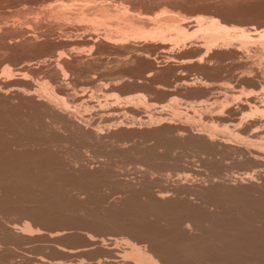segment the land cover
<instances>
[{"label": "bare ground", "instance_id": "obj_1", "mask_svg": "<svg viewBox=\"0 0 264 264\" xmlns=\"http://www.w3.org/2000/svg\"><path fill=\"white\" fill-rule=\"evenodd\" d=\"M97 5H95V6H97ZM62 6H64V5H62ZM99 7L100 6H98L96 8H99ZM96 8L95 9L93 8L94 12H95V10L97 11ZM101 8H99L98 11H100ZM82 9H84V8H82ZM85 9L87 10V8H85ZM85 9H84V11H85ZM91 9H92V6H91ZM91 9H89V11H85V12L86 13L87 12L90 13V11H92ZM40 11H42V10H40ZM60 11H58V12H60ZM78 12H80V11H78ZM106 13H108V12L105 11V14ZM260 13H262V12H260ZM84 14L85 13L83 12L82 13V17L84 16ZM98 14H99V12H98ZM60 15H63V14H60ZM90 15H92V14L90 13ZM90 15L85 14L84 17H87V16L89 17ZM101 16H103V15H101ZM49 17H51V16H49ZM54 17H56V16H54ZM77 18H80V17L78 16ZM170 18H171V16H170ZM173 18H175V17H173ZM173 18H172V21H173ZM128 19L131 21V17L128 18ZM134 19H135V17H134ZM169 20L171 21V19H169ZM137 21H139V22H137ZM167 21H168V19L164 22V24H167V26L165 25L166 27H163L164 25L163 26L162 25L158 26L159 23L158 24L156 23L157 27L154 28V26H153V28H154V29L152 28L153 30H151L149 32L146 31L145 33L148 35V37L150 35L152 37L155 36V38H157V36L160 38L161 36H159V35L163 36L166 33L165 31L172 30L171 31V33H172L173 30H174L175 36L174 35L173 36L174 37L178 36L179 39L180 38H184L185 39V37L189 36L188 33L191 34V35L196 33V31H193L194 33H190V32L187 31V29L185 30L184 28L186 26L184 28H182L183 26L180 27V25L179 26L175 25V23H173L175 20L173 22H169L168 21L169 23ZM177 21L179 22L180 20H177ZM177 21H175V22L177 23ZM135 22H137V24L136 23H134V24L140 26L138 29L133 30L131 28L133 26H131V27L129 26L130 29L127 30L128 29L127 28L126 30H124V32L128 31L127 33H129L130 30H131V31L135 32V35L132 34L131 36L138 35V37H136V38H139V36H141V35L143 36V34H145L144 33V29L145 28L142 27L143 31L141 29V25L143 26L144 23H141L140 20H136V19H135ZM195 23H197L196 24L197 28L195 30H197V32L201 33V36L203 38V42H205L206 45L207 44H209L210 46L211 45L212 46L216 45V43L218 41H220L221 39L224 40V41L226 40L227 42L228 41L231 42L232 38L233 39H235V38H239L240 39L241 38L240 41L243 40L244 42H246V44H248V43L251 44V43H254V42L258 43L259 42V43H261V45L264 46V27H262V26L261 27L263 29L255 28V26H253L252 28L250 27V29H248V28H244V29L235 28V29H232L233 27L224 26L220 22H218L216 19H213V18L212 19L210 18L209 20H206L205 18L204 19L201 18V19H198ZM139 24H141V25H139ZM154 25H155V23H154ZM145 26H146V24H145ZM121 27H123V26H121ZM258 27H260V26L258 25ZM129 34H127V35H129ZM165 36H166V34H165ZM152 37H151V39H153ZM145 38H147V37H145ZM164 38L165 37H163V39ZM167 38H170V37H167ZM218 39H220V40H218ZM140 40H141V38H140ZM109 41H107V42L109 43ZM227 42H225V43H227ZM110 43H112V42H110ZM221 43H223V42L221 41ZM241 43H242V41H241ZM117 44H119V43H117ZM227 44H229V43H227ZM115 45H116V43H115ZM243 45H245V43L242 44L241 46H243ZM225 48H227V47H225ZM245 55H246V52H245ZM247 55H248V53H247ZM259 55H261V57H260L261 59L260 60L262 61V59H264V52H260ZM144 56H146V55L144 54ZM49 58H50V61L49 60H46V61L52 62L51 61L52 57H49ZM244 58H245V56H243V60H244ZM46 59H47V57H46ZM246 59L248 60V58H246ZM43 61L46 62L45 59H43ZM125 62H126V60H125ZM52 63L54 64V60H53ZM58 63H56L57 65H59V66L56 65L57 69H56V67H55V69H52V70H55L56 72L55 71L53 72L52 70L51 71L53 73L50 72L51 75H53L55 73L54 75H55L56 79H55V77H53L54 76L53 75L52 76L53 78L50 76L51 77L50 78L51 82L46 80V81H48L51 84L53 83L52 80L55 79V81H56L57 78L58 79L60 78L58 75L61 76V78H60V82L61 83H64V82H66L68 80L66 78L67 77V74H66L65 79H67V80L64 79V82L61 81V79L64 78V77L62 78V75L64 76V73H65L64 70L65 69L63 68L64 70L62 69L61 72L62 73L64 72V73L60 74L61 72L59 70H61L60 67L63 64L62 63L58 64ZM248 63L251 64L250 62H248ZM243 64L246 65V63H243ZM28 67H29V65H28ZM35 69L36 68H34V70ZM201 69H203V68L201 67ZM217 69H220V67L219 68L217 67ZM248 69H250V67ZM6 70H8V69H6ZM24 70H25L24 68H22V69L20 68L17 71L22 73ZM211 70H212V67H211ZM9 71H10V69H9ZM9 71L5 72V75ZM25 71H24V73L28 74L27 68H26ZM257 71H259V70H257ZM255 72H256V69H255ZM2 73H4V72H2ZM20 73H18L20 75L19 76L20 78L18 77V74L16 73L17 74V78H19V79H21V74ZM24 73H22L24 75V77H25L24 78L22 76L24 78V80H22L23 82L25 81L26 76L27 77L29 76L27 74L25 75ZM33 73H35V72L33 71ZM253 73H254V71H253ZM10 74H13V73H10ZM249 74L246 75V76H248V77L251 76L252 72H251V75H249ZM148 75H150V74H148ZM241 75H242V73H241ZM262 75H264V74H262ZM262 75H260V76H261V79L263 81H260V82L255 79L256 75L252 76L254 78V80H252L253 78L252 79L248 78V79L251 82L252 81L253 82L254 81L259 82L258 85H259V87H261V84L264 83V77H262ZM7 76H10V75L7 74ZM13 76L14 75L11 76V79H8L9 77L7 78V80H12V82L6 81V79L5 80L3 79V81L0 80V104L1 105H3V104L5 105L6 104L8 107H11V108L22 107V105H23L24 110L26 109L25 107H27V109L28 108L31 109L30 110L31 116L28 119L29 121H26V123H24V121H22V119H20L23 123H21V124H17L16 123L15 124V123L12 122L14 120L13 118H15V117L14 116L13 117H7V116H9L7 114V116H6L7 118H10V119L12 118L13 119V120L11 119V120H7V121L8 122L11 121L14 124L13 125L14 127H16L17 129L20 128L22 130H21V132L19 134H16V135L13 133V137H11V138L9 137L10 139L5 138L6 136H4L5 135L4 133L3 134H1L2 132L0 133V147H1V150H0V230H2L4 228L3 225H5V228H7V231H5L6 229L4 231H2V232H4V234L0 235V238L2 239L1 236H3L4 242L8 243V245L6 243L7 247L8 246L12 247L11 245H14L18 241H19V243L23 242V241H20V240H22L21 238H23L24 236H25V239L28 237V240L27 239L25 240L23 238L25 240L24 244L28 245V241L31 240V239H29L30 236L33 237L32 233H34V237L33 238H35V236H36V238L39 237V238H37V239H39V241L36 238L32 240V242L34 240H37L36 241V244H37V242L38 243L40 242L41 238H45L46 231H48V235L51 238H52V236L53 237L54 236H56V237L58 236V239H60V238H63L61 235H63V232H66L68 228H71V230H72V228H77L79 226H85V228L87 226L88 229L87 228L86 229L89 230L88 233L91 232L90 231V230H92L91 228H94L92 233L95 230L96 231L95 233L102 232V234H103V236L101 234H98V235L96 234L98 240L93 238V236H87L86 237V239L89 241V242L87 241V244L89 243L88 244L89 246L88 245H86V246H88V247L91 246L90 247L91 249H92V246L96 247L95 246L96 244L99 245V247L101 249V246L103 244H105V241L103 240V238L105 236L104 235L105 232H107V234H108L106 236H109V237L111 235H113V237H114L115 234H116L115 237H117L119 235V233L121 232L120 235H122L124 238L120 236L121 240L120 239H118V240H119V242L120 241H122V242L124 241V244H125L126 247L124 246V244L123 245L122 244H117L118 241H117V239L115 237L114 238L110 237V239H108V240H110L111 242L110 241L107 242V240H106V242L108 243L106 245L109 246V243L112 244V242H113L116 245V247H115L116 250L113 249L112 254H111V250H112L111 248H114V247H112L113 244L110 245L111 248L110 247L108 248V249H110V252H109V250L107 252V247L108 246L107 247L105 246V248H106V252L107 253H110L111 255L114 256V258H113V256L108 254L114 260H115V255L114 254H117V252L119 250L121 252L122 249H123L124 250L122 252L123 254L122 253L120 254L118 252L119 254L116 255V259H118L117 258L118 255H122V259H121V256H119V258L122 260L123 264H264V198H261V196H258V198L260 197V199H252V197L250 199V198H247V196L245 195L246 199H241V197H243L244 195L241 196L240 193H237V194H240V196H241L240 197L241 202L233 203L234 202L233 199H234L235 196H233V194L231 192H229L230 191L229 189L231 188V185L228 184V186L230 185L229 186L230 188H228L229 191H227V190L226 191L231 193L232 196L230 194L229 195L231 197H233V199L230 197L231 200L228 197V200L231 201L232 204H230V202L229 203L226 202V200H224V198L221 201L223 202L224 207L226 205L225 203H228V204L232 205V207L229 206L228 204L227 205L230 208H228L226 206V209H224V208H222L223 205L222 206L220 205V207H219V204H222V202L217 198V195L220 198V197H224L223 195L225 193L220 192V194L222 196L221 195L219 196V194H216L218 192L217 189L219 191H223V190L219 189L220 186H221L220 188H222V185H220V186L218 185L219 186L218 188L217 187L215 188V186L212 185V181H213V184H215L214 183L215 181L213 179L215 177L216 178L219 177L220 176L219 174L222 173V172L221 173L218 172V175H219L218 176L217 175V171L215 169H214V171H216V172H214V175L211 173L212 174L211 177L213 179H212V181L210 183H211V186H213V187H211V186H209V187L214 188V191H215V195L214 196H216L217 200L215 198L214 199L215 201L214 200L210 201L209 198H211V197L214 198L212 193H209V191H207L205 189H204L205 191H202L203 188L202 189L200 188V190H199V189H197L198 188L197 186H195L194 188L197 187L196 190H198V193L199 192L200 193H202V192L205 193L207 191L208 193H206V195L210 194L212 196L208 197V199H204L203 198V197L207 198L206 195L203 196L202 198L198 197V199L199 198L201 199V203L202 204L200 205V204H198L196 202L198 205H194L195 203H193V205L195 207L193 205L192 206L189 205V204H192V199H193V197H191L192 195L191 196L189 195L190 198H191V200L189 199V201H191V203H188L187 197L184 196V194H187V192L190 194V192H192L193 189H194L193 188L194 185L192 186L189 183L191 181L190 177H192V175L189 176L190 172L191 171H196L193 168L194 164H195L194 162L202 164V168L208 167L211 162L212 163L216 162V164L217 163L219 164L221 159L220 158L217 159L216 156H219V155H222V154H225V153L221 152L222 154H220V153H218L219 151L217 149H224L225 148L224 150L227 152V151L231 150V149L228 150L227 145L229 144L228 146H232L233 144H235L234 143V142H236L235 140H234L233 144L229 143L230 140L225 141L228 144L224 143V141L223 142L222 141H216V139L214 138L215 135L213 136L212 135L213 132H211V130L213 128H215V127H212V126L210 127L211 130L209 128H207L209 126H205L207 128V130H206L205 127H204L205 129L204 128H200V130L202 129L201 130L202 132L200 131V133L198 134V132L196 131L197 135L194 134V135H196V136H194L193 135V131H192L194 129H189V127L191 126V124H190L191 121L190 122L187 121L188 120L187 119L188 118V114H186L187 116L184 117V119H185V121L187 123L190 124V126H188L189 124H187V128H188L187 131H189L188 133H190V135H189L190 138H186L185 136L183 137L182 133L185 132V131H183V130L180 131V129H182V128L184 129L186 127V122L184 123L185 124L184 127H180L179 128L180 132L178 131V129H177V131L174 130V129L167 131L166 130L167 127L169 128V126H167V127H165L166 128L165 129L166 132H163L166 136L165 135H163V136H165L167 138L169 137V139H172L171 140L172 142L168 139V141L170 143L166 142L169 145H168V147L166 146L167 150L164 149V150H166L167 153L166 152L163 153L164 151H162V153H160L161 148H162V146H161L162 144H158L159 142H156V141H158L160 138H163V136H161L162 132H161V134H160V132H158V133L156 132L158 134V136H160L157 139V135H155L156 133L153 134L154 133L153 131L156 130V129H154L152 127H156L157 124L160 122L159 120H161L162 121L161 123H163V122H165V120L167 118L166 119L164 118L165 120H162V118L158 119V117H157L156 119H158L159 122L158 123L157 122L153 123L154 122V118H150L152 116L148 115L149 119H146V121H145L144 118L147 115L146 114H145L146 116L143 115L144 112L141 114L140 111H143V110L140 109V111L138 112V108L134 107V109L135 108L137 109L136 110V114H134L135 111L133 109L134 113L131 112L129 115H133L134 114V116L135 115L138 116L140 114L142 117L145 116L142 120L139 119L140 115H139V118L136 117V120L137 119L140 120L139 122L141 124H139V126H141V125L143 126V124H146L145 126H147V125L149 126L148 130L153 129L152 132L151 131L147 132L146 131L147 129L144 131V129L146 127L145 128L141 127L142 129L139 130L140 127L138 126L139 127L138 128L136 126L138 128V130H139V134L142 133L141 135H136L134 133L137 130L134 131V130L130 129V128H134L135 127L134 126V124L136 123V121H134L135 118L133 119L132 116H131V118L133 119L132 120L130 117H128V118L124 117V115L122 116V118L124 117L123 119H120V117H119V116H121L122 113L126 114L125 116H128L127 115L128 114L127 113V111H128L127 108L129 107L128 105H133V103L131 104V102H127L128 105L123 104L124 102L123 103L120 102V104H119L120 107L118 105L114 106V107L118 106L119 108H116V109L114 108V109H110V110H109V108L106 110V108L108 106L107 105L106 108L103 107V108H105V111H107V112H105V114H104V110H101L104 115H102L101 111L98 110L97 111L98 113L97 112L96 113L97 114L101 113L100 114V115H102L101 117L105 118L103 120V122H96L95 120L93 121V119H92V121H88L90 119V117L87 118L88 120L85 119L87 117L86 114L88 112L87 113L85 112L83 114V111H85L86 109H87V111H89V110H91L90 107H92V106L89 107L90 103L87 104L90 101L86 102V100H85L90 95V94H88V92H87L88 96L86 94H83V93H82V95L77 96L78 94L76 95L77 92H75L77 89L76 90L74 89L75 90L74 91L71 88L75 92L74 96H73V94H72L73 92L71 91V89L67 90L68 88H66V86H68V85H69V88L72 87V86H70L71 84H68V82H66L67 83L66 86H64V85H62V87L59 86L61 89L60 88L59 89H54L53 88L54 85H55V88H58L57 87L58 86L57 83L54 82L55 84L51 85L52 87H50V88H52V90L50 88H48V90H51V91L47 90L48 92H50V93H47V92H45V90L47 89V87H48L47 84H49V83L44 80V79H46V77L44 79H42L41 78L42 76H41L40 78H41L42 84L44 82H46L47 84L45 83L46 86L41 84L43 86V88H45V87L46 88H45L44 91L43 90L41 91V89H40L39 92L42 93V94H40L38 92V90H36L39 86L37 88L34 87V86H37V84L40 82L39 81L40 78H38L39 79L38 83H37V80L35 81L36 84L33 83V81L36 79L35 78L36 75L34 76L35 79L33 78L34 80L33 79L31 80L32 83L35 84V85H33L32 83L28 82V80H27V83H25V84L23 83V85H22V86H24V89H23V87L21 88L20 85L17 87V84H15L16 82L15 83L13 82L14 81L13 79L17 80L16 75H15V78L12 79ZM47 76H48L47 77V79H48L49 75L47 74ZM260 76L258 77V80H261V79H259ZM30 77H33V76L30 75ZM87 78L90 79V76H88ZM246 78L247 77H245V79ZM28 79H30V78H28ZM92 79H94V77ZM92 79H90V80H92ZM42 80H44V82ZM57 81H59V80H57ZM114 83H117V82H114ZM114 83H113V85H114ZM220 84H222V83H220ZM118 85H120V84H118ZM13 86H14V88H13ZM15 86L17 88H15ZM114 86H113V88H114ZM11 87L13 89L10 90ZM62 88H63V90L65 89L68 92L71 91L72 93L71 92L70 93L72 94L73 97L70 94H68V96L70 95L71 99L68 96H65V94H64L65 90H64V92H62L61 91ZM220 88H221V86H220ZM114 89H116V88H114ZM86 91H88V90H86ZM86 91H85V93H86ZM90 91H92V90H90ZM90 91H89V93H90ZM95 91L96 90H94V92ZM94 92L92 93V95L96 94V92H95V94H94ZM46 93H47V95H43V94H46ZM67 93H66V95H67ZM78 93L80 94V92H78ZM166 93L169 95V93H171V92L167 91ZM61 94L62 95L64 94L65 97H68L67 98L68 100L66 99L68 102L66 100H64V98L59 97V95L61 96ZM113 94H115V92ZM113 94L111 96H114ZM209 95H207V96H209ZM95 96H96L95 98H98L97 94ZM105 96H106V93H105ZM107 96H108V94H107ZM115 97H116V95H115ZM115 97H113V99ZM203 97L205 98V95ZM247 97H248V95H247ZM111 98H110V100H111ZM123 98H125V97H123ZM123 98H121V96H120L119 100L120 101H128L130 99V97H128L129 99L127 100L126 99L127 97H126L125 100H121ZM69 99L71 101H73L74 103H75V101H78L80 103L79 104L77 102V104H76V105L79 104V107L76 106V108H77V110L79 108L78 111L80 112V114H79L78 111L77 112L76 111H74V112L72 111V110L75 109V105L74 104H73L74 105L73 109H69V105H67V103L71 102V101H69ZM91 99H93V98H90L89 100H91ZM115 99L119 102L117 97ZM140 99H142V101ZM96 100H98V99H96ZM110 100H106L105 99L104 101H106V102L108 101V103L110 105L111 104L110 102L113 101V100H111V101ZM91 101H92L91 103L94 104L95 101L94 102H93V100H91ZM136 101H138V102H143L144 101L145 102V100L142 97L141 98H137ZM245 101H246V99H245ZM252 101L250 100L249 104H247L249 107H251V105L253 103ZM256 101H258V100H256ZM250 102H252V103H250ZM260 102L261 101H259V103ZM95 103L96 104H94V105L97 106L96 109H98V106L100 105L98 103H103V105H104L103 101L102 102L99 101L98 103L97 102H95ZM108 103H106V104H108ZM112 103H114V101ZM198 103H201V102H198ZM26 104H28V106H25ZM82 104H84L85 107H83L84 105H82ZM114 104H117V103L115 102ZM256 104L257 103H255V105ZM71 105H72V102H71ZM80 105H82L83 111H82V109L80 110ZM90 105H92V104H90ZM121 105L122 106L124 105V107L121 108ZM125 105L128 106V107L126 108ZM255 105H253V107H252L254 109V111H253L252 108H248L247 109L249 111L252 109L253 112L250 111L248 114L246 113V115H243L244 117L246 116V118L248 117L247 115H249V117L253 118L255 112H258L259 114L261 113L260 116L256 114V117L257 116L259 117V118L257 117V119L255 118L254 120H252V118H250L251 122H249V123L250 124L253 123L251 125V127L255 126V125L257 126V124L260 125L261 121L263 120L262 119V114L264 113V107L263 106L260 107L259 104H258L259 107H256L257 105L256 106ZM100 106H99V109H101ZM88 107H89V109H88ZM130 107H131V109L133 108V106H130ZM3 108L8 109L7 107H4V106H3ZM94 108H92V109L95 110ZM0 109L3 110L1 107H0ZM6 109H5V111H6ZM18 109H21V108H18ZM22 109L20 111H22ZM242 109L243 108L241 107V112L243 111ZM32 110H33V112H32ZM93 110H91V112ZM247 110H245V108H244V111L247 112ZM81 111H82V114H81ZM95 111H93V113H91V114H94ZM99 111H100V113H99ZM130 111H128V112H130ZM6 113L7 112H5V114ZM24 113L26 115H28V113H26V112H24ZM74 113L76 114V116H75ZM250 113L253 114V116H250ZM3 114L4 113H2V114L0 113V116H1L0 118H2ZM11 114H13V113H11ZM91 114H90V116H91ZM22 115H21V117H22ZM78 115L81 116V118H82L81 120H80V116H79V118L77 117ZM82 115H84V116H82ZM94 115H95V119H96V117H99V115L98 116H96V114H94ZM148 116H147V118H148ZM19 117H16V119L17 118L19 119ZM24 117H26V116H24ZM75 117L77 118V120H76ZM83 117H85L84 120H83ZM161 117H163V116H161ZM92 118H94V117H92ZM126 118L128 120L129 119L131 120V121L129 120L130 123H132L133 121L135 122V123L133 122V125H132L133 127H131L130 125H129L130 127L128 126V124H129L128 122L129 121ZM193 118H190V119L193 122H195V119H193ZM18 119H17V121H19ZM25 119L27 120V117ZM99 119L97 118L96 120L100 121ZM5 120H6V118H5ZM101 121H102V119H101ZM155 121H157V120H155ZM14 122H15V120H14ZM137 122H138V120H137ZM168 122L171 124V120H168ZM1 123L3 124L4 122L1 121ZM152 123L153 124L157 123V124H156V126L155 125L150 126ZM247 123H248V119H247ZM164 124H162V125H164ZM160 125L161 124L159 123L158 127ZM13 126H12V124L11 125L4 124L5 128H7V127L10 128L8 130H11L13 128ZM263 128H264V126H262V129L260 127V130H263ZM203 129L206 130V131H208V129H209V132L205 134V131L203 132ZM215 129H217V127ZM215 129H213L212 131H214ZM224 129H225V132L227 134L229 129L225 128V127H224ZM253 129L255 130V127H252V129H250V131L253 130ZM8 130H4V132L5 131L9 132ZM190 130L192 131V133H191ZM244 130H245V128L243 127V133L245 134L246 132ZM1 131H3V130L1 129ZM50 131H54L56 133L58 132V133L64 134L63 136H66V137L67 136H69L70 138L73 137V139L75 141H76V139H78L79 141H76L77 143L81 142V145H79L80 143L77 144L74 140L73 141H71V140L68 141L67 140L68 138L66 139L67 143H68L67 144L68 146L72 147L71 145L72 144L75 145V143H76L78 145V147H73V148L74 149L77 148L78 150H80V155H79L80 157L75 155V154H79V152L75 153V151L72 153L73 154L72 158H71L72 154H69L70 156L68 155L70 157V159H68L69 160L68 162H69L70 165L71 164L73 165V168H71V167L70 168L72 170L74 168H78L77 169L78 173L76 175L81 174L80 178L77 179V178H75L76 176L75 177L72 176L73 173H76L75 171L74 172L72 171L73 172L72 173V172H70V170H71L70 168H69L70 170H68V169H66L67 166H66V168L63 167L62 162H64V161H62L58 157V155H60L61 152L59 154V153H56L58 151L53 152L54 150H51L52 148L53 149L55 148L57 150L58 149V148H56L58 146L57 143L59 141L61 142L62 139H59V137L57 136L58 139H59V141H58V139L55 138V136H54L56 133H54L52 135V134L49 133ZM221 131H223V129ZM247 131H249V130H247ZM256 131H252V135L250 134L251 137L253 136V132H256ZM175 132H177V133L178 132L179 133L182 132L181 133L182 135L181 134H176ZM229 133H230V135L233 134L230 131H229ZM258 133H259L258 135L256 134L257 136L256 135L253 136L255 138H258L256 140L259 141L258 143L255 142L256 140L254 141L255 143H257V144H254V145H258L257 147L255 146L256 148L253 147L254 145L252 146V144L254 142L251 141L250 143L253 142L251 144L252 148L251 147L250 148L247 147L249 145L244 143V145L246 146V148H245L243 146L242 142H241V145H240V147L238 149H240L243 146L239 150V153L243 154L244 156L245 155L247 156V158H246L247 161L245 163L243 161L245 158H243V155H241V157L243 158L241 160L245 163V165L248 164L247 166H250V165L257 166V167L259 166L260 169H262V167H264V131L261 132V133L259 131ZM61 134H58V135H61ZM150 134H153L152 136L155 135V138L157 140H155L153 138H151V139L148 138V136H150ZM234 134H235V132H234ZM7 135H9V134H7ZM38 135H40V136H38ZM184 135H185V133H184ZM234 136L236 137V135H234ZM237 137H236V140H238ZM167 138H163L164 142H165V139L167 141ZM255 138H253V139H255ZM152 139L157 144L152 146V144H153L152 143V144H150L151 145L150 146V145H148V143L151 142L150 140H152ZM174 139H176L177 141L179 140L182 143L180 142V144L179 143L175 144ZM161 140L162 139H160V141ZM147 141H149V142H147ZM249 141H250V139H249ZM249 141L246 142V143H249ZM55 142H57V143L53 144ZM63 142H65V141L63 140ZM69 142H71V145H69L70 144ZM72 142H74V143H72ZM161 142L164 143L163 141H161ZM63 144H65V143H63ZM164 144H163V146H164ZM237 144H238V142H237ZM237 144H235V145H237ZM35 145L36 146L40 145L39 147H43V149L40 151L39 150L40 148L37 146L39 148L38 152H34L33 151L34 148L31 149V147H33V146L35 147ZM61 145L62 144L60 143L59 147H61ZM52 146H56V147H52ZM66 146L64 147L65 149H67V147H68V146L67 147ZM12 147H14V148H12ZM70 147H69L68 150H70V152H72L73 150L71 151V149H73V148L70 149ZM15 148L16 149L18 148V150H16ZM20 148H22V149H20ZM64 148H63V145H62V149H64ZM158 148H159L160 151H157ZM226 148H227V150H226ZM234 148H236V146ZM12 149L13 150L15 149V150L13 151ZM59 149H61V148H59ZM85 149L86 150H88V149L94 150L93 155H91V157H93L94 159H97L96 162L97 161L100 162V163H98V162L95 163L94 162V164H100V165L102 164V166L104 164H106V167L104 165L103 169L101 168L102 170L99 169L100 172L97 171V173H95L94 171H96L99 168V166H100V165H97L98 168L96 167L97 168L96 170H94V171L91 170V171H93V174L88 173L87 172L88 169H86V167L90 168V166H88V163L86 165L85 164L86 162L84 163L82 161H84V160L87 161L88 158H90L88 160L89 163H90L89 165H91L93 162H91L92 158L89 157L90 155L87 156V158H85V159H83V156H81V150H85ZM178 149H179V151H177ZM180 149H181V151H180ZM78 150H76V151H78ZM92 150H91V153H92ZM216 150H217V152H216ZM35 151H36V148H35ZM85 151H82L83 152L82 155H86L84 153ZM66 152L64 151L63 153H66ZM70 152H68V153H70ZM89 152H87V153H89ZM232 152H233V150H232ZM68 153H66V154H68ZM234 153L239 154L238 150H236V152H235V149H234L233 154ZM64 156H65V154H63V156L61 155V157H64ZM131 157H133V159L128 160ZM196 157H197V160H193V158H196ZM223 157H225V156L223 155ZM134 158H135V160H134ZM94 159H93V161H95ZM66 161H67V158H66L65 162ZM242 161H241V163H242ZM83 163L85 164L86 167L84 166ZM129 164H130V166L133 165V168L130 167ZM127 166L130 167V169H134V171L136 173H139L140 176L139 175L137 176L136 173L133 170H132V172H130V170L128 169L129 170V172H128L127 171V168H128ZM259 167H258V170H259ZM192 168H193V170H192ZM252 168H250V169H252L254 171L255 167H252ZM79 170H80V172H79ZM221 170L222 169H220V171ZM127 172H128V174L130 173V176L132 177V178L130 177L131 180L134 179L133 176H132L133 172H134V175H136V178L139 177V178H137V179H139L138 180L139 181L138 185L140 184V187L138 186L139 187L138 190L136 189V185H137L136 183L137 182L135 183V185H133L135 180L131 181L133 184H131L130 180H129L130 184H127L128 181L127 182L123 181L125 178H127V177L129 178V175L127 174ZM200 172H201V170H200ZM254 172L256 173V171H254ZM120 173L121 174H127V175H124L126 177H124L123 180L121 178L123 176H119ZM131 173H132V175H131ZM194 173H192V174H194ZM197 173L198 172H196L195 175ZM245 174H249V173L245 172ZM252 174L253 173H251V175ZM245 176H244V178L243 177L242 178L246 180ZM262 176H264V175H262ZM115 177H119L120 180L117 178V180H119V182H120L119 184H118L117 180H115ZM198 177H199V175H198ZM208 177H210V176H208ZM248 177H251V178L253 177L254 178V175L248 176ZM201 178H202V176H201ZM204 178H206V176ZM236 178H238V177H236ZM251 178H250V180H251ZM256 178H257V176H256ZM137 179H136V181H137ZM207 179L209 180V178H207ZM230 179H232V178H230ZM113 180L115 181L114 182V185L116 184L115 186H117V184H118L117 187H121V183L122 182H124L126 184L125 185L123 183L125 186L129 185V187H127V188L125 187L126 189H128V192L125 191L126 189H124V187H123L124 185L122 186V190L123 191L121 190V188H116L114 185H112V186H114V189L115 188L119 189L120 191H122V193L124 195L126 193L128 194V195L126 194V196H127L126 198L123 195H122V197H120V195L122 193L120 192L121 193L120 194L118 192L119 190L116 191V193L120 194L118 197H120V199L122 200L121 201L120 199L116 198V196L114 197L118 201L117 204H119V205L116 206L117 208L114 206L115 202L110 201L112 203L113 207H115V208L110 206L111 205L110 202H109L110 205L108 204V201L110 200V198H112L111 196H114V194H116V193L113 194V192H115V190L113 191V187L111 186V182L113 184ZM186 180H188L189 184L184 182ZM201 180H203V179H201ZM204 180H206V179H204ZM210 180H211V178H210ZM217 180L218 179H216V182L220 181V180H218V181ZM225 180H227V182H228L227 178ZM225 180L224 181H220V183L223 182V184H224ZM169 181H171V182L169 183ZM235 181H238V179L235 180ZM239 181H240V179H239ZM246 181H249L248 178H247ZM246 181H245V183H246ZM105 182H107V183H105ZM108 182H110V187H112V189L108 187V185H109ZM227 182H225V183L227 184ZM240 182H242V181H240ZM165 183H169L168 184L169 187L167 186V188L166 187L164 188V184ZM184 183H186V187H185ZM218 183H216V184H218ZM228 183H230V182H228ZM251 183L254 184L253 182H251ZM105 184H108V185H106V187H108V189H110L111 193L113 194V195L110 196L109 195L110 191L107 190V192L109 191L108 192L109 194L108 193H106V194H108L110 198L108 197V195H107V197L106 196L105 197L108 198L109 200L104 197V195H106V194L104 193L105 190H103V189H105L106 187L102 189V186L104 187ZM232 184H233V182H232ZM188 185L190 187L192 186L191 187L192 191H190L191 189L189 190V186ZM249 185H251V184L249 183ZM100 186H101V188H100L101 190H99ZM134 186H135V188H133ZM204 186H205V184H204ZM223 186L227 187V185H223ZM199 187H202V186H199ZM254 187L255 186H253V188ZM129 188L132 189V190L134 189V190L131 191V190H129ZM206 188H208V187H206ZM237 188L239 189V187H237ZM237 188H236V190H237ZM249 188H251V186ZM224 189H226V188L224 187ZM241 189H243V188L241 187ZM246 189H247V187H246ZM246 189H245V191H246ZM257 189H259V188H257ZM135 190H137V191H135ZM231 190H233V189H231ZM236 190H235V192H239V190L238 191H236ZM250 190H252V189H250ZM99 191L100 192L103 191L102 192L103 194L101 193V195H103V196L99 195L100 194ZM241 191H244V190H241ZM223 192H225V190ZM232 192H234V190ZM255 192L257 193L258 191L256 190ZM167 193H169V195H171V196H172V193H173L174 197L177 195V198L174 199L173 197H171L173 199H167V195H168ZM195 193L196 192H193L192 194H195ZM204 193H203V195H204ZM243 193L245 194V192H243ZM249 193L251 194L250 191H249ZM249 193H248V191L246 192V194H249ZM256 193L253 192L252 195L256 194ZM82 194L84 196H86L85 197L86 202L84 201L85 200L84 198H83L84 199L83 201H82V198H81L80 200L82 202H84V203L80 204V202L78 203L76 201L78 200L77 198L78 197L80 198ZM234 194H236V193H234ZM250 194H249V197H250ZM74 195H75V198L77 197L76 201L74 200L75 199ZM83 195H82V197H84ZM116 195H118V194H116ZM196 195H197V193H196ZM261 195H263V197H264V192ZM99 196L101 198L104 197V199H105V201H103L102 203L106 202L112 208V209L110 208V210L104 209L102 211V213H100L101 215H99V211H98L100 209V208L98 209V207L102 206V203H100L101 199H100ZM140 196H144L145 199H141ZM226 196H225V198L227 199ZM236 196L239 198L238 195H236ZM168 197L170 198V196H168ZM114 198H113V200H114ZM196 198H197V196H196ZM196 200L197 199H195L194 201H196ZM236 200H235V202H236ZM240 200L238 199V201H240ZM197 201H199V200H197ZM210 204H211V206H216V207H212L214 209L217 208V207L220 208L221 210L223 209L222 210L223 212H219L221 210H218V208H217V209H215L216 211L218 210L217 213L215 212V210L213 211L215 213H213V212L211 213V211L213 209H210L211 207H207V206L206 207L209 209L210 213L206 212L207 208L206 209L203 208V205H208L209 206ZM106 205H105V207H107ZM103 207H104V204H103ZM12 216H14V217H12ZM17 216L19 218H21V219L25 218L27 221L24 219L25 222L23 221L24 222V223L22 222L23 224L22 223H19L20 225L15 224L14 222H16L17 219L14 221L13 218H17ZM9 219H11V221ZM2 223H3V225H2ZM16 223H18V222H16ZM33 229L36 232H38V231L40 232L41 230L45 231V233L43 232L44 233L43 235H45V236L41 235V233H39V232L36 233L35 231H33ZM65 229H66V231H64ZM68 230L70 231V229H68ZM87 230H86V232H87ZM2 232L0 231V234ZM51 232H56V233H55V235H54V233H52V236H51L49 234ZM83 232H85V231H83ZM122 232L124 234H126V235H123ZM37 234H39V235L37 236ZM64 235H65V233H64ZM87 235H89V234H87ZM99 235H101V237H103V238L98 237ZM49 236H46V237H47V239L50 240ZM59 236H61V237H59ZM66 237L64 236L65 239H66ZM65 239L64 240L60 239V240H62L60 242L66 241ZM3 240H1L2 242H0V244L3 243V246L5 248V243L3 242ZM44 240H46V239H44ZM44 240H42V242H44ZM52 240L53 241L50 240V242L47 241V245L50 244V247H48V248L52 249L53 247H51V244L53 243L54 244L53 246L55 247L53 249H56L55 253L57 252V250H59L60 251V252L58 251L59 254L62 253V252H63V254H66V253L67 254H73L71 252L72 250L71 251L70 250H65V248H66L65 245H63V244L61 245V243L59 241H55V238L54 239L52 238ZM101 241L103 243H101ZM9 242L10 243H12V242L14 243L15 242V243L9 245ZM29 242H30L29 245L31 246V241H29ZM57 242H59L60 245L63 246V247H60V245ZM122 242H120V243H122ZM19 243L15 244V245H17V248L20 247V246L18 247ZM56 244H58L57 247L55 246ZM20 245H21V243H20ZM25 245H24V248H23L24 257H25V254H27L28 252H30V254H31V250H34V251L36 250V249H34V247H33V249H31L32 246L30 247V249H31L30 250L28 248L29 245H28V247L25 246ZM47 245H42L41 246V245L37 244L38 247L39 246H41V247L45 246L44 247L45 250H48L47 247H46ZM118 245H119L120 248L122 247V249H119L117 251ZM22 246L19 249L22 250ZM37 246L35 248H37ZM0 247L3 248L2 245H0ZM10 247L5 248V249L7 250ZM88 247H87V249H88ZM94 247H93V249H95ZM14 248L15 247H13L12 249H14ZM17 248H16V250H17ZM27 248L30 251L27 252ZM97 248H98V246H97ZM97 248H96V250H97ZM105 248H104V250H105ZM3 249L0 250V252L2 253V254H0V258L2 257V259H3V257H4V259H7L8 261L10 260V262H9L10 264H11V261H12V264L17 263L15 261H14L15 263H13L14 257L16 256L15 257V259H16L17 255H18V254L16 255L15 253L19 252V255H20V253H22L21 250L20 251L18 250V252H17L14 249L13 252L15 251V253H13V252H11L12 249H11V251L9 250L7 252L4 249L5 252H2ZM38 249L39 248H37V250ZM42 249L43 248H41L40 250H42ZM40 250H38V251H40ZM101 250H103V247H102ZM101 250H100V252H101ZM25 251L27 253H25ZM49 251H51V250H49ZM98 251H99V248H98ZM114 251H116V253ZM51 252L54 253L53 250ZM107 253H106V255H107ZM108 255H107V258H109ZM21 256H22L21 258L24 259L23 253L21 254ZM40 256L44 257L45 255L43 256L41 254ZM40 256H36V255L33 256V257L29 256V258L30 259L33 258L34 260L36 258L35 262H37V259H39ZM102 257H103V255H102ZM29 258H28V256L25 257V259L27 261H28ZM18 259L19 258H17V260ZM40 259H43V258H40ZM40 259H39V261H40ZM113 259H110V260L112 261ZM34 260H29L28 263L29 262L31 263L32 261L34 262ZM43 260H41V262H44ZM20 261H21V259H20ZM22 261H21V263H22ZM27 261H26V264H27ZM46 261L47 260L45 259V262ZM18 262H19V260H18ZM47 262H49V261H47ZM116 262H118V261H116ZM113 263L114 262H112V264ZM31 264H34V263H31ZM115 264H117V263H115ZM120 264H122V263H120Z\"/></svg>", "mask_w": 264, "mask_h": 264}, {"label": "rangeland", "instance_id": "obj_2", "mask_svg": "<svg viewBox=\"0 0 264 264\" xmlns=\"http://www.w3.org/2000/svg\"><path fill=\"white\" fill-rule=\"evenodd\" d=\"M62 5H64V6H62ZM95 5H97V6H95ZM91 6H92V9H91ZM98 6H100L99 8L102 7L100 9V11H98L99 8H96ZM82 8H84V9L87 8V10L85 9V11H89V9H91L92 11H90V13L92 15H90L89 12L86 13L84 11V9H82ZM93 8L94 9L96 8L97 11L95 10V12H94ZM40 10H42V11H40ZM58 11H60V12H58ZM78 11H80V12H78ZM105 11L108 12V13L105 14ZM81 12L82 13L84 12L85 14H88L90 16L89 17L88 16L84 17L85 16V14H84V16L82 17V13ZM98 12H99V14H98ZM260 12H262V13H260ZM59 13L63 14V15H60ZM53 15L56 16V17H54ZM101 15H103V16H101ZM49 16H51V17H49ZM78 16L80 18H77ZM170 16H171V18H170ZM172 16L175 17V18H173ZM130 17H131V21L128 19ZM134 17H135L136 20H140L141 23H144L143 26L141 24H139V25H141V29H142V27L145 28L144 29V33L146 31L149 32V31L153 30L155 27H157L158 23H159L158 26H161V25L163 26L164 25L163 27H166L167 24H164V22L167 19H168L169 22H173L174 20L175 21L180 20L179 21L180 23L178 21H177V23L175 21L173 23H175V25H177V26L180 25V27L183 26L182 28H184L186 26L184 28L185 30L187 29V31L190 32V33H194L193 31H196V33H194L192 35L188 33L189 36L185 37V39L184 38H180L179 39L178 36L174 37L175 36L174 30H173L174 33L173 32L171 33L172 30H168V31H165L166 32L165 33L166 36H165V34L163 36L159 35V36H161L160 38L158 36H157V38H155V36L152 37L150 35L148 37V35L146 33L143 34V36L141 35V36H139V38H136V37H138V35L131 36L132 34L135 35V32L130 30V32H129L130 34H129V33H127L128 31H125L130 36L127 35L124 32V30H126L127 28H128L127 30L130 29L129 26L130 27L133 26V27H131L133 30H136V29H138L140 27V26L136 25L137 22H139V21L135 22ZM172 18H173V21H172ZM201 18L202 19L205 18L206 20H209L210 18L211 19L212 18L216 19L218 22H220L224 26L233 27L232 29H235V28H237V29H240V28H242V29H244V28L250 29V27L252 28L253 26H255V28H258V29L259 28L263 29L262 27H264V0H3V1L0 0V80L3 81V79L4 80L6 79V81L12 82V80H7V78L9 77L8 79H11L12 75H14L12 77V79L15 78V75H16V78H17V74L20 73L17 70H19L20 68L21 69L24 68L26 70V68H27L28 74L27 73L26 74L29 75V76L28 77L26 76V79H25L26 82L22 81L25 78L24 75L22 74V73H24L25 70L22 73H20L21 74V79H19L20 75L18 74L19 78H17V80L13 79L14 80L13 82L14 83L16 82L15 84H17V87L20 85V87L21 88L23 87V89H24V86H22L23 83L24 84L27 83V80H28V82L32 83L31 80L36 75V77H35L36 79L35 78H34L35 80L33 79L34 80L33 83L36 84V82H35L36 80H37V83L39 81L40 82L37 84V86H34V87L35 88H37L38 86L40 87V88L38 87L36 89V90H38V92H39L40 89H41V91L42 90L44 91L46 87L43 88L42 85L46 86V84H47L46 82H48V81L51 82L50 78L55 74L54 73L53 75H51L50 72L53 73L55 70H52V69H55V67L57 69V66H59V65H57L56 63H58V62H59L58 64L62 63L63 65L62 64H61L62 66L60 65L62 68L60 67L61 70H59V71L61 72L62 69L64 68L65 70L64 69L63 70H64L65 73L63 72L64 76L62 75V78L63 77L64 78L61 79V81L64 82V79H65L66 74H67L66 78L68 80L67 79H65V80H67L66 82H68V84H71L70 86H72V87L69 88V85L66 86L67 85L66 82H64L65 84L61 83L60 82V78H61L60 75H58L60 78L59 79L57 78V80H59V81H57V80L55 81L56 77L54 75L53 77H55V79L52 80L53 83L51 84V83L48 82L50 85L47 84L48 87L45 90V92L50 93L48 91L52 90V88H50V87H52L51 85L55 84L54 82H56L57 85H58V86L56 85L58 88H55V85H54L53 86L54 89H59L60 87H62V85L66 86V88H68L67 90H69L71 88L73 90L77 89L76 91L74 90L75 92H77L76 93V95L78 94L77 96L82 95V93L87 95V92H88V94H90V95L89 96L87 95L88 99L86 98L85 100H86V102L90 101L87 104H89V103L92 104V105L89 104V107L92 106V107H90L91 110H93L92 108L95 107L94 109L96 111L93 110V111H95L94 114H96V116L99 115V117H96V119L97 118L99 119L102 115L105 114V112H107V111H105V108H106L107 105L108 106H107L106 110L108 108L110 110V109H114V108L115 109L119 108L120 107V105H119L120 102H122V103L124 102L123 104H126V105H128L127 102H131V104L133 103V105H128L129 107L125 105L126 108L128 107L127 108L128 111L131 110L130 112L127 111V113H128L127 115L128 116H125L126 114L122 113L121 116H119V117H120V119H123L124 117H127V118L130 117L131 118V116H132L133 119L135 118L134 121H136V123L134 121L133 122L136 125L134 124L135 127L134 128H130V129L134 130V131L137 130L134 133L136 135H141L142 134V133L139 134V130H141L143 127L144 128L146 127L144 129V131L147 129L146 130L147 132H150V131L152 132L153 129L148 130L149 126L148 125L145 126L146 124H143V126L142 125L139 126V124H141L139 121L142 120L146 115L147 116L151 115L152 117H150V118H154V122L153 123H155V122L158 123L160 121L159 123L161 125L159 127H158L159 123L158 124L156 123L157 126H156V124H153V123L150 126H153V125L156 126V127H152L154 129H156V130L153 131L154 132L153 134H155L156 132L157 133L160 132V134H161V132H162L161 136H163V135H165L163 132H166V130L168 131V130L174 129V130L177 131V129H178V131H179L180 127H184V125H185L184 123L186 122L184 117H186L187 116L186 114H188V118H187L188 120L187 121H189V122L191 121L190 122L191 126H190L189 123L186 122V127H185L186 129L185 128H184L185 130L183 128L180 129V131L181 130L185 131V132L182 131L183 133L181 132L183 134V137L185 136L186 138H190V136H189L190 133H188L189 131H187V129H188L187 128V124H189L188 126H190L189 129H194L195 130V131L192 130L193 131V135L196 134V131L199 134L200 131L202 130V129L200 130V128H204L205 126H209L207 128L210 129V127L212 126V127H215V128L217 127V129L213 128V129H215L214 131H212L213 129L212 130L210 129L211 132H213L212 135L213 136L215 135L214 138L216 139V141H222V142L224 141V143H226L225 141L230 140L229 143L233 144V142L235 140L236 141V142H234L235 144H237V142H238V144L240 143L239 145L237 144L238 146L235 145V144H233L232 146H228L229 144L226 143V144H228L227 145L228 150L231 149V150H229L227 152L224 150L225 148L224 149H217L219 151L218 153H220V154H222L221 152L225 153V154H222V155L218 154L219 156H216L217 159L220 158L222 160V161L220 160V163H219L220 165L218 163H217L218 164L217 165L216 162L215 163L211 162L209 164V166L211 165L210 167L208 166V167L202 168V164L194 162L195 164L197 163L196 164L197 166L194 164V167L193 166L192 167L196 171H191V172L192 173L198 172V173L195 175V173L192 174L190 172V174H189V176L192 175V177H190L191 181L189 183L192 186L194 185L193 188L195 186H197L198 188L197 187L196 188L199 189V190H200V188L201 189L203 188L202 191L207 190V191H209V193H212V195L214 196L215 195V191H214V188H211V187L215 186V188L216 187L218 188L220 185H222V188H220L221 187L220 186L219 189H221L223 191L225 190V192L219 191L217 189L218 192L216 191L217 192L216 194H219V196H220L221 195L220 192L225 193L223 195L224 197H220L219 198L218 195H217V198L220 201L223 200V198H224V200H226V202H228V203L230 202V204H232V202L228 200V197H229L230 200H231V198L233 199V197H231L232 196L231 193L233 194V196H235L234 199H233V201H234L233 203L241 202L240 197L242 195H244V196L241 197V199H246V196H247V198H250V199H251V197H252V199H260V197L258 198V196H261V198H264L263 195H261L264 192V180H263L264 176H262V175H264V171H263L264 167H262V169H260V167L258 166L259 170L261 171L260 172L258 170L257 166H252V165L247 166L248 164L245 165V163L247 161V159H246L247 156L246 155L244 156L243 154L239 153V150L243 146L246 148L244 143L248 144L249 146H247V147L250 148L251 144L256 139H258V138H255L253 136L256 135V134L258 135L259 131H260V133L264 131V128H263V130H260V127L262 129V126H264V124H263L264 123V116H263L264 113L262 114V119H263L262 121L263 122L261 121L260 125L257 124V126L256 125L252 126V127H255V130L253 129L251 131H250V129H252L251 125L253 123L250 124L249 122H251L250 118H252V117H249V115H247L248 116L247 118H246V116L245 117L243 116V115H246V113L248 114L250 111H252V109H253L252 107H253V105H255V103H257L256 104L257 106L255 105L256 107H259L258 104L260 105V107H262V106L264 107V89H263L264 88V83H262L263 85L261 84V87H259V85H258L260 81H263L261 79L260 75L264 74L263 73L264 72V59H262V61H261L260 60L261 59L260 58L261 55H259V54H260V52H264V46L261 45V43H259V42L258 43L254 42V43H251V44L250 43L246 44V42L241 40L242 41V43H241V41H240L241 38L240 39L239 38H235V39L232 38L231 42L230 41L227 42L226 40L224 41L222 39L221 40L218 39L220 41L217 40L218 42L216 43V45H213V46L211 45L212 47L209 44L206 45L205 42H203V38L201 36V33L197 32V30H195L197 28V25H196L197 23H195V22L198 19H201ZM169 19H171V21ZM134 23H136V24H134ZM154 23H155V25H154ZM145 24H146V26H145ZM258 25L260 27H258ZM121 26H123V27H121ZM153 26H154V28H153ZM142 31H143V29H142ZM145 37H147V38H145ZM151 37L153 39H151ZM163 37H165L164 38L165 40L163 39ZM167 37H170V38H167ZM140 38H141V40H140ZM107 41H109V43ZM221 41L224 44L221 43ZM110 42H112V43H110ZM225 42H227L229 44H227ZM115 43H116V45H115ZM117 43H119V44H117ZM244 43H245V45L241 46ZM225 47H227V48H225ZM245 52H246V55H245ZM247 53H248V55H247ZM144 54L146 56H144ZM242 55L245 56L244 60H243V56ZM46 57H47V59H46ZM49 57H52L51 61L53 62V60H54V64L52 62H49L50 61ZM246 58H248V60ZM43 59H45V61L46 60H49V61L44 62ZM125 60H126V62H125ZM242 62L246 63V65L243 64ZM248 62H250L251 64H249ZM28 65H29V67H28ZM201 67L203 69H201ZM211 67H212V70H211ZM217 67L218 68L220 67L221 70L217 69ZM249 67H250L251 70L248 69ZM34 68H36V69L34 70ZM6 69H8V70H6ZM9 69H10V71H9ZM255 69H256V72H255ZM32 70L35 73H33ZM257 70H259V71H257ZM7 71H9V72L6 73V75H5V72H7ZM253 71H254V73H253ZM2 72H4V73H2ZM251 72H252V75H251ZM10 73H13V74H10ZM63 73L61 72L60 74H63ZM241 73H242V75H241ZM7 74L10 75V76H7ZM47 74L49 75L48 79H47V77H48ZM148 74H150L151 76L148 75ZM248 74L251 75V76H249V77L246 76ZM30 75L33 76V77H30ZM253 75H256L255 79L257 81H259V82H257V81H254V82L253 81L252 82L249 81L248 78L252 79ZM88 76H90V79H92L93 77H94V79L90 80L89 78H87ZM259 76H260L259 79H261V80H258ZM40 77L42 79H44L46 77V79H44V80L45 81L48 80V81L44 82V80H42L44 82L42 84ZM245 77H247L246 78L247 80L245 79ZM262 77H264V75H262ZM28 78H30V79H28ZM38 78H40V80ZM252 80H254V78ZM114 82H117V83H114ZM113 83H114V85L116 87L113 85ZM220 83H222V84H220ZM35 84H33V85H35ZM118 84H120V85H118ZM112 85L116 89H114ZM220 86H221V88H220ZM17 87L15 86V88H17ZM13 88H14V86H13ZM13 88L11 87L10 90L13 89ZM48 88H50L51 90H48ZM63 88L61 90L62 92H64V90H65V89L63 90ZM72 89H71V91L73 93L71 91L70 92L74 96L75 92ZM86 90H88V91H86ZM90 90H92L93 92H94V90H96L95 92H96L98 98H95L96 97L95 96L96 95L95 92H94L95 95H92L93 92L90 91ZM85 91H86V93H85ZM89 91H90V93H89ZM167 91L171 92V93H169V95H168L166 93ZM67 92L68 91L65 90V92H64L65 96H68V94H70L72 96V94L70 92H68V93ZM78 92H80V94ZM114 92H115V94H113ZM39 93L42 94L41 92H39ZM47 93L43 94V95H47ZM66 93H67V95H66ZM105 93H106V96L108 94V96H107L108 98L105 96ZM111 93L114 96H111L112 95ZM64 94L63 95L61 94V96L59 95V97L64 98V100H66L68 97L71 99L70 95L68 97H65ZM115 95L118 98V100H119L120 96H121V98H123V97L126 98L127 97L126 98L127 100L129 99L128 97H130V99H129L130 101L129 100L128 101H120L119 100V102H118L115 99L116 98ZM204 95H205V98L203 97ZM207 95H209V96H207ZM247 95H248V97H247ZM89 97L93 98V99H91V100H93V102L95 101V102L98 103L99 101L100 102L103 101L104 105H103V103H98L100 105L102 104L101 105L102 107L99 105L101 109H99V106H98V109H96L97 106L94 105L96 103L95 102H94V104L91 103L92 101L89 100L90 99ZM113 97H115L114 98L115 100L113 99ZM141 97L145 100L146 103L144 101L143 102H138L139 100L136 101L137 98H141ZM110 98H111V100L114 101V103L116 102L117 104L112 103L113 101L110 102L111 101ZM125 98H123L121 100H125ZM70 99H69V101H71ZM96 99H98L99 101L96 100ZM105 99L106 100H110L109 102L111 104L109 105L108 101L107 102L104 101ZM245 99H246V101H245ZM253 99L255 101L256 100H258V101L255 102ZM140 100L142 101V99H140ZM248 100L249 101L253 100L252 101L253 103L250 102V103H252V105L250 104L251 107H249L247 105V104H249ZM259 101H261L260 103L262 105L259 103ZM71 102H72V105H71ZM71 102L67 103V105H69V109H73V107L75 105V109L76 110L74 109L72 111L73 112L74 111L77 112L79 110V108L77 110L76 106L79 107L80 103L78 101H75V103L73 101H71ZM77 102L79 103L78 105H76ZM198 102H201V103H198ZM106 103H108V104H106ZM5 105L4 104L3 105L0 104V107L3 109V110L0 109V113L1 114L4 113L2 115V118H0L1 119L0 120V124L3 126L2 127L0 125L1 126L0 127V133L1 132H2L1 134L4 133L5 134L4 136H6L5 138L10 139L11 137H13V133L16 135V134H19L21 132V130H22L20 128L17 129L16 127H14L13 123L21 124V123H23L22 121H24V123H26V121H29L28 119L31 116V114H30V110L31 109H29V108L27 109V107H25V106H28V104H26L24 106L26 108L25 110L23 108V105H22V107H14V108H11V107H8L7 105L6 106ZM82 105H84V104H82ZM82 105H80V110L82 109V111H83V107H85V105L83 107H82ZM116 105H118L119 107L118 106L114 107ZM3 106L7 107L8 109L3 108ZM130 106H133V108L131 109ZM89 107H88V109H89ZM103 107H105V108H103ZM123 107H124V105L123 106L121 105V108H123ZM134 107L138 108V112L140 111V109L143 110V111H140L141 114L144 112L143 115H145V114L146 115L142 117L138 113L140 115V118H139V115L138 116L137 115L134 116V114H136V110H137L136 108L134 109ZM241 107L243 108L242 112H241ZM18 108H21V109L23 108V109H22V111H20L21 109H18ZM244 108H245V110H247L248 108H252V109L250 111L247 110V112H246V111H244ZM5 109H6V111H5ZM133 109H134L135 113L133 112ZM33 110H32V112H33ZM91 110L87 111V109H86L85 111H83V114L85 112L86 113L88 112L86 114L87 117L86 118L83 117V120H84V118L86 120H88L87 118L90 117V119L88 121H92V119H93V121L95 120L96 122H103V120L105 118L101 117L99 119L100 121H97L95 119V115L91 114V113H93V111L91 112ZM98 110H100V111L104 110V114H103L102 111H101L102 115H100L101 114L100 111H99L100 114H97ZM23 111L28 113L29 116L26 115ZM82 111H81V114H82ZM253 111H254V109H253ZM5 112H7V113L5 114ZM131 112H133L134 114L132 113L133 115H129ZM11 113H13V114H11ZM7 114L9 116H7ZM20 114L21 115L23 114L24 116H26L27 120L25 119L26 117H24L23 115L21 117ZM79 114H80V112H79ZM90 114H91V116H90ZM256 114L260 116L261 113L259 114L258 112H255L254 116H253V114L250 113V116H253L252 120H254L255 118L257 119L258 116L256 117ZM123 115H124V117L122 118ZM3 116L6 118V120H5V118ZM6 116L7 117H13L14 116L15 118H13V119L15 120V122H14V120L12 118L11 119L13 120L12 121L13 123L11 121L8 122L7 120H11V119L7 118ZM75 116H76V114H75ZM79 116L80 115H78L77 117L79 118ZM82 116H84V115H82ZM147 116L144 118L145 121H146V119H149V116H148V118H147ZM161 116H163V117H161ZM16 117H19V119L17 118L19 121H17ZM92 117H94V118H92ZM136 117H138L140 119V120L137 119L138 122L136 120ZM157 117H158V119L162 118V120H165L167 118L165 120L166 123L165 122L161 123L162 121L161 120L158 121V119H156ZM189 117L190 118L194 117L193 119H195V122H193ZM20 119H22V121ZM81 119L82 118L80 116V120ZM101 119H102V121H101ZM247 119H248V123L250 125L247 123ZM76 120H77V118H76ZM155 120H157V121H155ZM168 120H171V124L169 123L170 121L168 122ZM1 121L4 122V123L2 124ZM130 121L128 122L129 123L128 126L130 125L131 127H133L132 126L133 122L130 123ZM4 124H9V125L12 124L13 128L11 130H8L10 128H8V127L5 128ZM162 124H164V125H162ZM136 126L137 127L139 126L140 129L138 130L139 127L137 128ZM167 126H169V128ZM165 127H167V129ZM224 127L229 129L227 134L225 132ZM243 127L245 128V130H244L246 132L245 134L243 133ZM207 128H206V130H207ZM1 129L3 131H1ZM163 129L164 130L166 129V130L164 131ZM204 129H203V132L205 131V134L209 132V129H208V131H206ZM222 129H223L224 132L221 131ZM4 130H8L9 132H7V131L4 132ZM247 130H249V131H247ZM192 131H191V133H192ZM229 131L231 133H233V134H231L232 136L230 135ZM252 131H256V132H253V136L251 137ZM179 132L178 133L175 132V133L176 134H181ZM234 132H235V134H234ZM49 133L53 135L56 132L50 131ZM157 133L155 135H157V139H158L160 136H158ZM184 133H185V135H184ZM7 134H9V135H7ZM58 134H61V133L57 132L54 135L55 138L58 139V137H59V139H62V140L60 142L59 139H58V141H59L58 143L57 142L53 143V144L57 143L58 146L56 145L57 147L56 146H52V147H56L58 149L59 148L62 149V145H63V148H64L68 144L67 140L68 141L69 140H71V141L74 140L73 137L70 138L69 136H67V137L63 136L64 134H61V135H58ZM153 134H150V136H148V138H150V139L153 138V139L157 140L155 138V135L152 136ZM40 135H38V136H40ZM196 135H194V136H196ZM234 135H236V137L238 136L237 137L238 140H236V137ZM165 136H163V138H167ZM163 138H160V139H162L161 141L164 142ZM253 138H255V139H253ZM160 139L158 141H156V142H159L158 144H162L161 146H162L163 149L161 148V151H160L159 148H158L157 151H160V153H162V151H164L163 153H165L166 150H167V147L169 145L168 143H166V142H169L168 141L169 137L167 138V141L165 139V142H164L165 144L162 143L160 141ZM249 139H250V141H249ZM63 140L65 142H63ZM152 140H150L151 142L147 141V142H149L148 145H150L152 143H153L152 146L157 144L154 140L153 141ZM169 140L171 141L172 139H169ZM76 141H79V140L76 139ZM174 141H175V144H177V143L180 144V142H181L179 140L177 141L176 139H174ZM248 141H249V143H246ZM251 141H253V142L250 143ZM62 142L65 143V144H63ZM241 142H242L243 146L240 149H238L240 147V145H241ZM255 142L258 143L259 141L256 140ZM255 142L252 144V146L254 144H257ZM60 143L62 144L61 147H59ZM69 143H70L69 145H71V142H69ZM72 143H74V142H72ZM76 143H75L76 146L73 145V144L71 145L72 147L67 145L68 146V147L66 146L67 149L64 148L62 150L61 149H59V150L57 149L56 150L55 148L53 149L52 147H51L52 149L50 148L51 150H54L53 152L58 151L56 153H59V154L61 152L60 155H58V154L57 155L62 161H64V162H62L63 167L66 168V166H67L66 169H68V170L73 168V165L72 164L70 165L69 162H68L69 161L68 159H70V157H69L70 155L69 154H72L75 151V153L79 152V154H75L74 153L76 156L80 155V150H78L77 148L74 149L73 147H78L77 144L80 143L79 145H81V142H78L77 144ZM163 144H164L165 147L163 146ZM37 146L39 147L40 145H37ZM37 146L35 145V147L34 146L31 147V149L34 148V150H33L34 152H38L39 148H40L39 149L40 151L43 149V147H39L38 148ZM235 146H236V148H234ZM255 146L257 147L258 145H254L253 147H255ZM69 147H70V149L73 148V149H71V151L73 150L72 152H70V150H68ZM12 148H14V147H12ZM35 148H36V151H35ZM227 148H226V150H227ZM20 149H22V148H20ZM164 149H166V150H164ZM234 149H235V152H236V150H238L239 154H236V153L233 154ZM0 150H1V147H0ZM16 150H18V148ZM76 150H78V151H76ZM85 150H81V156H83V159L87 158V156H89V155H90L89 157H91V155H93L94 150L88 149L90 152L88 150H86L89 153H87ZM91 150H92V153H91ZM217 150H216V152H217ZM232 150H233V152H232ZM64 151L65 152L67 151L66 153H68V152H70V153H68V154L63 153ZM82 151H85L84 153L86 155H82V153H83ZM177 151H179V149ZM180 151H181V149H180ZM63 154H65V156L61 157V155L63 156ZM223 155L225 157H223ZM241 155H243V158H245L243 160L245 163L241 160V159H243L241 157ZM72 156H73V154L71 155V158H72ZM133 157L129 158L128 160L133 159ZM66 158H67V161L65 162ZM91 158H92L91 162H93L91 164L92 166L89 165L90 163H89L88 160L90 158H88V160L86 159L87 161L84 160L82 162H84V163L86 162L85 163L86 165L88 163V166H90V168L86 167L84 163L83 164L86 167V169H88L87 172L90 173V174H93V171L98 168L97 165H100V164H94V162L95 163H97V162L100 163V162L99 161L96 162L97 159H94L93 157H91ZM93 159L95 161H93ZM134 160H135V158H134ZM193 160H197V157L193 158ZM241 161H242V163H241ZM104 165L106 167V164H104ZM103 166L101 164L99 166V168L96 171H94V172L97 173V171H99V169H101V168L103 169ZM129 166H130V164H129ZM251 166L255 167L254 171H256V173L252 170L253 168ZM130 167L133 168V165H131ZM130 167L127 168V171L128 172H129V170H130V172H132V170L134 171V169H130ZM193 168H192V170H193ZM250 168H252V169H250ZM77 169L78 168H74L73 170L71 169L70 172H72V171L74 172L75 171L76 173L72 172L73 173L72 176L73 177L76 176L75 178L78 179V178L81 177V174L76 175L78 173ZM214 169L217 171V175H218V172L219 173H221V172L223 173V174L222 173L219 174L221 177L218 175L222 180L219 177H217V178L215 177L216 179H218L220 181H224L227 178L228 182H230V183H228L227 180H225V182H227V184L225 182H224V184H223V182L220 183V181H218V180L217 181L220 184L218 182H216V179L215 178L213 179L211 177L212 174L214 175V172H216V171H214ZM220 169H222V170L220 171ZM91 170H93V171H91ZM200 170H201V172H200ZM79 172H80V170H79ZM128 172H127V174H128ZM134 172H133V175L131 173V175L134 178L132 180H131L132 177L130 176V173L128 174L129 178L128 177L125 178L126 180L124 179V177H126L124 175H127V174H121L120 173L119 176H123L121 178H122V180L124 179L123 180L124 182L128 181L127 184H130L129 180H130V182L135 180L134 184L132 182H131V184L135 185V183L137 182L136 183L137 184L136 185V189L138 190L139 187H140V184L138 185V182H139L138 180L139 179H137V178H139V177L136 178V175L138 176L139 173L135 172L136 175H134ZM245 172H247L249 174H245ZM251 173H253L252 175H254V178L253 177L252 178L248 177V176H252ZM198 175H199V177H198ZM200 175L202 176V178H201ZM243 175L246 177V180L248 178L249 181H246L245 179H243L244 178ZM205 176H206V178H204ZM208 176H210V177H208ZM256 176H257V178H256ZM236 177H238V178H236ZM117 178L119 179V177H115V180H117ZM200 178L203 179V180H201ZM207 178H209V180L211 178V180L209 181ZM230 178H232V179H230ZM250 178H251V180H250ZM136 179H137V181H136ZM204 179H206L207 181L204 180ZM212 179L215 181L214 182L215 184H213ZM237 179H238V181H235ZM239 179L242 182H240ZM119 180H117L118 184L120 183ZM211 181H212V185L213 186H211V183H210ZM245 181H246V183H245ZM250 181L253 182L254 184H252ZM114 182H115L114 180H113V184L111 182V186L114 185ZM124 182L121 183V187H117L118 184H117V186H115L116 184L114 186L116 188H121V190H122V186L125 184ZM170 182L171 181H169V183ZM184 182L188 183V180H186ZM232 182H233V184H232ZM248 182L251 185H249ZM105 183H107V182H105ZM169 183H165L164 184V188L165 187L167 188ZM186 183H184L185 187H186ZM216 183H218V184H216ZM108 184H105L104 187L102 186V189L105 188L106 185H108V187L111 188V189L113 187V191L115 190V192L112 191L113 194L116 193L117 190H119V189H116V188L114 189V186L110 187V182H108ZM204 184H205V186H204ZM228 184L231 185V188L229 187L230 185L228 186ZM125 185L123 186L124 189L129 187V185H127V186H125ZM223 185H227V187L223 186ZM199 186H202V187H199ZM209 186H211V187H209ZM250 186H251V188H249ZM253 186H255V187L253 188ZM108 187L103 189V190H105L104 191L105 194L110 191V189H108ZM191 187L189 186V190L191 189ZM206 187H208V188H206ZM224 187L226 189H224ZM237 187H239V189ZM241 187L243 189H241ZM246 187H247V189H246ZM100 188H101V186L99 187V190H101ZM130 188H129V190H131V191L134 190V189L132 190ZM133 188H135V186ZM196 188H194L193 191L191 189L190 191H192V192L189 191L190 194L188 192H187L188 195L184 194V196L187 197V199H188V203H191V201H189V199L191 200L190 196L192 195L191 196V197H193L192 204H189L191 206L193 205V203H195L194 205H198V204L201 205L202 203H201V199L200 198H202L203 196L206 195V193H208L207 191L205 193L204 192H202V193L199 192L198 193V190H196ZM228 188H230L229 189L230 191L228 190ZM236 188H237V190H236ZM257 188H259V189H257ZM231 189H233L234 192H232L233 190H231ZM245 189H246V191H245ZM250 189H252V190H250ZM107 190H109V191L107 192ZM137 190H135V191H137ZM226 190L231 192V193L227 192ZM235 190L236 191L239 190V192H235ZM241 190H244V191H241ZM256 190L258 191L257 193L255 192ZM122 191L119 190L118 192L122 193ZM125 191L128 192V189H126ZM240 191L242 193L245 192V194L244 193L242 194ZM247 191H248V193H249V191L251 192V194L249 193L250 197H249V194H246ZM102 192L99 191V193H100L99 195L100 196H103V195H101ZM193 192H196L197 195H196V193L192 194ZM253 192L256 193V194L252 195ZM119 193H116L118 195L114 194V196H111L113 194L110 191V194L109 193L108 194L112 198H110L108 194L104 195V197L105 196L107 197V195H108V197L110 198V200H109L108 198L105 197L106 199L109 200L108 204H109L110 201L115 202L114 206L116 207L119 204H117L118 201H117V199L114 198L115 196L118 199H120V197H122V195L125 196V198L127 197L126 196L127 193L125 195L123 193L122 194L120 193L121 194L120 195ZM203 193H204V195H203ZM234 193H236V194H234ZM237 193H240L241 196H240V194H237ZM167 194H166L167 195V199H173V198L176 199L177 198V195L174 197L173 193H172V196L169 195V193H167ZM82 195H81L80 198L76 197L78 200L75 198V195H74V198H75L74 200L75 201L77 200L76 202H78V203L80 202V204L81 203L83 204L84 202H82V201L85 199L86 196L83 195L84 197H82ZM119 195H120V197H118ZM195 195L197 196V198H196ZM208 195H206L207 198L206 197H203V198L204 199H208V197L212 196L210 194H208ZM236 195H238L239 198ZM168 196H170V198ZM225 196L227 197V199L225 198ZM104 197H102V198L104 199ZM140 197H141V199H145L144 196H140ZM171 197H173V198H171ZM198 197H200V198L198 199ZM81 198H82V201L80 200ZM102 198L100 197V199H101L100 203L105 201V199L103 200ZM113 198H114V200H113ZM215 198H216V196H214V198L211 197L209 199H210V201H212ZM217 198H216V200H217ZM235 198L236 199L238 198L240 201H238V199L236 200ZM195 199H197L199 201H197V200L194 201ZM235 200H236V202H235ZM84 201L86 202V199ZM105 203H102V206L98 207V209L100 208L98 210L99 211V215H101L100 213H102V211L104 209L110 210V208L113 207L111 202H110L111 205L109 204L111 207L107 203H106L107 205ZM228 203H225L226 205L224 207L223 202H222V204H219V207H220V205L221 206L223 205L222 208H224V209H226V206L228 208H230L229 206L232 207V205H230ZM103 204H104V207H105V205L107 207L104 208ZM206 206L207 207H211L210 209H213L212 211L210 210L211 213L215 209L218 208V207L215 208V209L212 208V207H216V206H211V204L209 206L208 205H203V208L206 209L207 208ZM115 207H113V208H115ZM207 210H206V212L210 213L208 208H207ZM218 210H221V209L218 208ZM218 210L217 211L215 210V212L217 213ZM222 210L219 211V212H223ZM215 212H213V213H215ZM12 217H14V216H12ZM18 218H19L18 216H17V218H13L14 221L17 219L16 222H18V223H16V222H14V223L18 224V225H20L19 223H22L23 221L25 222V220H26L25 218H23V219H21V218L18 219ZM9 220L11 221V219H9ZM2 225H3V223H2ZM3 227L4 228L2 230H0V231L2 232L5 229H6L5 231H7V228H5V225H3ZM86 228H87V226H86ZM86 228H85V226H79L77 228H72V230H71V228H68V229H70V231L68 229L66 231V229H65L64 231H66V232H63V235H61L63 238H60V239L64 240L65 239L64 236L65 237L67 236L66 239H65L66 241H63V242H60L62 240L58 239V236L57 237L56 236H54V237L52 236V233H54V235H55L56 232L49 233L52 236L53 239L55 238V241H59L61 243V245L62 244L65 245V247L67 248L66 249L64 247L65 250H70V251L72 250L71 252L73 254H67V253L63 254V252L59 254V252H60L59 250H57V252H56L57 254H56L55 253L56 249H53L55 247L53 246L54 244L52 242H51L52 243L51 247H53V248L52 249L48 248V247H50V244L47 245V241H49V242H50V240L53 241L52 238L48 235V231H46L45 235L49 236L50 240L47 239V237L45 235H43L45 233V231L41 230L40 232L39 231L38 232L41 233V235L45 236V238H41L40 242L39 243L37 242V244L41 245V246L42 245H47L46 247H47L48 250L44 249L45 246H43V247H41V246L38 247L37 246L36 241L37 240L39 241V239H37L39 237L36 238V236H35V238L37 240H34L32 242V240L35 239V238H33L34 237V233H32L33 237L30 236L29 239H31V240H29V241H31V246H32L31 249H33V247H34V249H36L35 251L30 249L31 246L29 245L30 244L29 241H28L29 247H28L27 244L26 245L24 244V241L26 239L28 240V237L25 239V236H24L23 238L25 240L23 238H21L22 240H20V241H23V242H20L21 245H20L19 241L17 243H19L18 244V247L20 246L19 248H21V246L24 244L25 246H27L31 250V254H30V252H28L30 250H28V248H27V252L28 253L25 251V253H27V254H25V257L28 256V258H29V256L33 257L35 255L36 256H40L41 254L43 256L45 255L44 256L45 258L41 257V256L39 257V259L43 258L44 260L40 259V261H39V259H37V262H35V260H36L35 257H34L35 260L33 258H31V259L29 258L28 261L29 260H34V262L33 261L31 262V263H34V264H46V263L47 264H112V262H114L113 264H115V263H117V264L118 263L119 264L122 263L123 264V262L121 260L122 259V255H118V257H117L118 259H116V255L119 254V253L121 254L124 251L122 249V247L120 248L119 245H118L117 251L119 249H122V251L120 252V250H119L118 251L119 253L117 252V254H114L115 255V260H114L113 259L114 256L111 255V254H112L113 249L116 250V248H115L116 245L113 242H112L113 245L110 244V243H109V246L106 245V244H108L107 242L110 241L108 239H110V237L114 238L116 236V234L114 235V237H113V235H111L109 237V236H106V235H108L107 232H105V233L103 232L104 235L106 236V237L104 236V238H105L104 239L103 237H101V235L103 236L102 232L99 233L97 231L98 233H95L96 231L94 230V232H93L94 234H93L92 231H93L94 228H91L92 229V230H90L91 231L90 233L92 234L91 235L90 233H88V231H89V230H87L88 228L87 229ZM86 230H87V232H86ZM33 231H35V230L33 229ZM83 231H85V232H83ZM38 232H36V233H38ZM64 233H65V235H64ZM84 233L85 234L87 233L89 235H87V234L85 235ZM120 233L115 238L118 241L117 244H122L123 245L124 241L123 242L120 241V242H122V243H120L119 240H118V239H120V236L123 237L122 235H120ZM3 234H4V232H2L0 235H3ZM96 234L97 235L101 234L98 237L103 238V240L105 241V244H103L104 246L103 245L101 246V249L103 247V250H101L99 245H97V244L95 245L96 247L92 246V249L90 248L91 246L88 247L89 243L87 244L88 240L86 239V237L87 236H93V238L98 240ZM122 234L126 235L123 232H122ZM38 235L39 234H37V236ZM61 236H59V237H61ZM1 237H2V239L1 238L0 239L3 240V236H1ZM44 239H46V240H44ZM1 240H0V242H2ZM42 240H44V242H42ZM106 240H107V242H106ZM102 241H101V243H103ZM3 242H4V240H3ZM59 242H57V243L60 245ZM6 243H5V248L10 247V246L7 247ZM14 243L13 242L12 243L9 242V245L10 244H14ZM17 243H15V244H17ZM15 244L11 245L12 247H10L7 250L4 248L3 243H1L0 245H2V247L6 250V252L9 251V250L11 251V249L13 247H15L14 248L15 251H17V252H18V250L20 251L21 249L17 248V245H15ZM58 244H56L55 246L57 247ZM7 245H8V243H7ZM24 245L22 246V250H21V252L23 253V257H24V250H23ZM61 245H60V247H63ZM86 245H88V246H86ZM110 245H112V247H114V248H111ZM36 246H37V248H39L38 250H40L41 248H43V249L38 251L37 248H35ZM97 246L99 248V251H98ZM105 246L106 247L108 246L107 247V252H108V250L110 252V249H108L109 247L112 249L111 250V254L106 252ZM124 246H125V244H124ZM87 247H88V249H87ZM93 247L95 249H93ZM3 248L0 247V250L3 249ZM16 248H17V250H16ZM96 248H97V250H96ZM104 248H105V250H104ZM14 249H12L11 252H13ZM3 250H2V252H5V250L4 251ZM49 250H51V251L53 250L54 253L49 251ZM100 250H101V252H100ZM15 251L13 253H15ZM104 251L107 253V255L109 254V255L113 256V258L111 256H109V255H108L109 258H107V255H106V253ZM114 252L116 253V251H114ZM22 253H20V255H19V252L15 253L16 255L18 254L17 258H19L18 259L19 262H18L17 258L15 259L16 256L14 255L15 257H14L13 263L17 262L15 264H26V261H27L26 259L27 258L26 259H25V257H24V259L21 258L22 257L21 254ZM0 254H2V253L0 252ZM102 255H103V257H102ZM119 256H121V259L119 258ZM20 259H21V261L23 260L22 263H21ZM45 259L47 261H49V262H47V261L45 262ZM110 259H113V260L111 261ZM41 260H43L45 263L41 262ZM28 261H27V264H31L30 262L28 263ZM116 261H118V262H116ZM9 262H10V260L8 261L7 259H4V257H3V259H2V257L0 258V264H5V263L6 264H10ZM11 264H12V261H11Z\"/></svg>", "mask_w": 264, "mask_h": 264}]
</instances>
